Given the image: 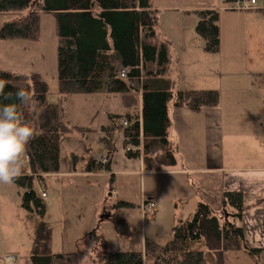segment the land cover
I'll use <instances>...</instances> for the list:
<instances>
[{
    "label": "crops",
    "instance_id": "obj_1",
    "mask_svg": "<svg viewBox=\"0 0 264 264\" xmlns=\"http://www.w3.org/2000/svg\"><path fill=\"white\" fill-rule=\"evenodd\" d=\"M257 4L263 6L264 0H257ZM230 6L216 2L213 10H217L219 16L220 49L213 57L205 58L202 55L204 62L195 71V76L189 77L188 72L184 75L182 72L185 70H182L184 69L182 66L185 58L191 54L189 49L192 46L196 48V52L202 50L196 39L191 43L190 39L179 38L176 44L180 47V57L172 62L167 52L168 60L162 76L156 75L158 68L155 63L145 67L146 72L151 66L149 75L154 77V81H160L156 83L155 91L169 88L171 91L215 90L227 94L226 104L223 107L218 105L214 109H208L202 116L200 115L202 113L191 115L183 107L175 108L171 103L168 104L167 115L170 127L167 140L174 151L176 161L174 167L146 171L140 147L131 149L132 153L139 151L140 156L132 158L125 155L126 161H123V167L120 169L113 170L111 166L113 155H111L108 158L110 172L86 170L90 163L97 164L96 159L99 156L108 157L106 151L100 148L95 157L93 156V149L100 138V133L97 131L107 124L110 115L124 116L127 114V109L122 108L119 95L104 92L74 95V107L80 114L81 120L69 126L89 131L63 135L59 171L35 180L43 183L53 181L58 186L67 214L72 215V210L78 208L82 211V215L91 216L88 236L97 237L96 232L102 229L104 219H119L126 225L122 239H127L131 235L132 227L128 218L131 211H139L140 204L137 203L142 201H154L157 204L154 213L148 218L161 222L162 209L165 208L170 216L168 221L175 227L183 224L184 221L189 222L199 204H206L218 211L223 207V192H240L245 210L240 220H236L234 224L242 230L246 248L256 252L252 254L240 250L217 254V263L241 264L240 260L245 259L247 264H254L255 260H260L264 255V13L233 11ZM193 27L195 30L194 25ZM25 44L14 40H1L0 55L8 59L16 47L26 51ZM112 58L115 60V55L112 54ZM169 64L174 65V70L178 73L176 76L169 73ZM5 69L9 68L5 67ZM5 69L0 68L1 71L27 78L32 76L42 78L37 70L21 74ZM140 97L139 91L137 96L139 106L136 112L138 117L141 109ZM84 102L87 104L86 109L81 107ZM60 108L63 116V109L61 106ZM84 140L87 144H83ZM80 147H83V153H78ZM72 157H75L74 161ZM118 177L123 178V181L117 180ZM116 180L124 189L135 188V195L119 196L112 187V182L115 184ZM77 183L82 186H78ZM137 189L138 194H136ZM81 192L83 193L79 197L81 202L79 206L74 200ZM106 192H109V197L117 199L111 206H106L102 200ZM42 193L45 194L44 199H47V189H41L40 198ZM22 194L23 192L16 191L15 195L19 196V203L17 200L5 201L9 204V215L13 218L21 214V209L24 210L21 206ZM1 203L4 202H0V216L3 209ZM117 203L131 204L133 208L117 209ZM123 210L130 212L122 215ZM25 212L27 218H30L31 214ZM138 213L142 214L141 211ZM120 214L121 218L118 217ZM141 222H139L138 252L142 253L145 240L148 239L143 238L146 236V229ZM51 244L52 237L50 248ZM68 250H77V246ZM12 253L14 252L8 251L4 253L8 255L1 254L7 256L2 259L3 264H20L18 257ZM56 255L65 256L66 253ZM7 258H13L12 262H7Z\"/></svg>",
    "mask_w": 264,
    "mask_h": 264
},
{
    "label": "trees",
    "instance_id": "obj_2",
    "mask_svg": "<svg viewBox=\"0 0 264 264\" xmlns=\"http://www.w3.org/2000/svg\"><path fill=\"white\" fill-rule=\"evenodd\" d=\"M222 2L232 5L235 0ZM186 13L197 18L195 33L203 40V50L217 54L220 49L218 11L200 9ZM0 15L12 17L0 28L2 41H37L39 17H55L59 39L56 55L59 94L104 92L121 97L127 114L110 115L107 124L97 131L107 159L114 151V133L119 131L128 157H139V151L132 153L131 149L141 147L146 171L172 168L176 161L167 140L168 104L192 113L219 105V93L215 90L171 91L168 88L155 91V86L152 91L143 83L142 75L148 64L155 63L156 75L162 76L168 60L164 48L142 41V36L147 40L155 35L156 17L150 0H0ZM122 69L127 70L125 79L119 77ZM0 79L8 82L6 93L14 94L21 89L35 93V109L28 105L23 108L26 122L36 129L35 138L28 145L30 161L23 175L13 184L23 190L22 208L43 219L46 206L34 191V180L59 171L62 135L89 130L67 125L60 106L46 104L48 87L40 77L27 78L0 70ZM138 89L141 92L139 117L135 93ZM121 121L127 122V126ZM86 170L110 172V164L90 163ZM222 205L232 211L229 214L231 221L218 217L210 206L199 204L189 222L171 229V238L165 245L145 240L142 253L104 251L101 264H206L204 252L197 248L201 241L207 250L218 255L240 250L255 254L256 250L246 248L243 232L234 224L245 210L242 193L223 192ZM116 208H133V205L117 203ZM115 221L125 233L126 225L119 219ZM50 240V227L40 221L31 249L33 264H65V256L50 253Z\"/></svg>",
    "mask_w": 264,
    "mask_h": 264
},
{
    "label": "rangeland",
    "instance_id": "obj_3",
    "mask_svg": "<svg viewBox=\"0 0 264 264\" xmlns=\"http://www.w3.org/2000/svg\"><path fill=\"white\" fill-rule=\"evenodd\" d=\"M217 1L225 6L222 0H150L151 8L156 17V25L154 27L155 35L153 38L147 40L142 36V41L157 48H164L166 52H169V60L173 62L174 59L180 57V47L176 44L179 38L183 37L184 39H190L191 43L193 42V39H196L200 43L202 50H197L196 52V48L192 46L189 49L191 54L185 58L182 66L184 68L182 70H185L182 72L184 75L188 72L189 77L195 76V71H197L204 62L202 55L206 58L213 57L218 53L213 55L208 54L203 50V40L195 33L193 27L197 22V18L194 14H188L185 12L186 10L191 12L196 9H213ZM261 7L263 6H258L257 4V8ZM10 19H12L11 16L0 15V26L3 22ZM14 41L26 43L27 50L23 51L16 47L13 49L12 54L8 59H4L0 55V68L5 69V67H7L9 69L5 70L20 72L21 74L37 70L42 77L41 80L44 81L48 87L46 104L60 105L63 109V120L68 125H72L75 121L81 120L80 114L77 113L76 107H74L73 101L75 98L73 97L75 96L61 95L58 92V83L56 79V55L57 47L59 46V39L56 35L55 17L53 15H41L39 17V37L37 41ZM150 67L151 66H149L146 72H143L142 81L144 84L149 85L151 90L154 91L152 88H155L156 82L154 81V77L149 75L151 72ZM169 73L175 76L178 74L177 71L174 70L173 64H169ZM139 91L140 89L135 92L137 93L136 96H138ZM218 93L220 97L219 105L223 107L226 104L225 100L227 94ZM119 98L121 99V97ZM120 101L122 108H124L122 99ZM86 105L87 104L84 102L81 104V107L86 109ZM207 110L208 109H203L198 113H190L191 115L202 113L200 114L202 116ZM85 143L86 141L84 140L83 144ZM113 144L115 150L112 153L111 166L113 170H116L122 168L123 161H126L124 160L126 159V153L123 151L121 132L117 131L114 133ZM83 147L79 148L78 153H83ZM98 148L103 149V145L100 143L95 144L93 156L98 153ZM90 156L92 157V155ZM125 165L126 164H124V167ZM117 180L123 181V178L118 177ZM117 180L115 181V184L112 182V187L116 189L119 196L130 197V195H135V188L124 189L122 185L120 186ZM77 185L82 186L79 183H77ZM147 185L148 183L146 182V186ZM33 187L38 196H40L41 189H47L48 197L47 199H42L46 206V215L43 219H40L36 213H32L30 218H27V213L22 209L20 210V215H15L16 217L14 218L11 217L8 209L9 204L5 203V201L17 200V203H19V196H16L15 194L16 191L22 193L23 190H19L13 184H0V202H4L1 203L3 209L0 216V264H3L2 259L7 257L4 255H8L4 253L8 251L14 252L12 254H15L18 257L20 264H33L31 259V248L40 221L47 223L52 230V246L50 248V253L54 255L66 253V264H101V257L104 251L121 253L138 252L140 250L139 222L141 221L143 228L146 229V236H143L144 239H151L155 241L156 244L163 246L171 238V229L173 225L168 221L170 216L165 208L162 209L161 222H159V220L154 221V219L148 218L149 216L147 215L141 217L142 214L140 215L138 213L140 209L139 211H131L132 213L128 218L129 222L132 224L131 235H129L127 239H122L125 234L121 228L117 226L116 219H104L102 221V229L96 232L97 237H91V235L88 236L87 234H90L88 229H90L92 221L91 216L89 214L82 215V211L78 208L72 210V215L67 214L64 208V200L60 197L58 186L55 185L53 181H45L43 183L34 180ZM82 193L83 192L75 196L74 200L79 206L81 204L79 197ZM138 193L139 190L137 189L136 194ZM108 194L109 192H106L102 197V200L106 206H111L117 201V199L109 197ZM96 197H98V194ZM142 203L143 201L137 204H140L141 206ZM215 210L214 212L218 217L222 216L224 221L228 219L231 221L229 214L232 213V211L230 209L222 207V209H219L218 211ZM160 211L161 209H159V212ZM129 212L130 210H123V214H121L124 215ZM121 214L118 215V217L120 216L119 218H121ZM183 224H185V221ZM155 234L157 235L154 237ZM75 245L77 246V250H68V248ZM197 248L204 252L206 264H218L217 254L207 250L203 245V241L200 242ZM246 261L247 260L245 259H241L240 263L247 264ZM256 261L257 260L253 263L264 264V255L260 260Z\"/></svg>",
    "mask_w": 264,
    "mask_h": 264
},
{
    "label": "clouds",
    "instance_id": "obj_4",
    "mask_svg": "<svg viewBox=\"0 0 264 264\" xmlns=\"http://www.w3.org/2000/svg\"><path fill=\"white\" fill-rule=\"evenodd\" d=\"M7 84L0 79V184H13L23 175L30 161L28 145L36 133L23 112L25 105L35 109V93L23 89L6 93Z\"/></svg>",
    "mask_w": 264,
    "mask_h": 264
},
{
    "label": "built area",
    "instance_id": "obj_5",
    "mask_svg": "<svg viewBox=\"0 0 264 264\" xmlns=\"http://www.w3.org/2000/svg\"><path fill=\"white\" fill-rule=\"evenodd\" d=\"M232 10L235 11H242V12H249L254 10H259L264 13V5L261 8H257V0H235V2L230 7ZM127 75V70L122 69L119 72V77L121 79H125ZM122 125L127 126V122L122 121ZM97 163L100 165H106L108 163V159L102 156H99L96 159ZM42 198H45V194H41ZM157 204L154 201H146L141 204L139 207L140 211L143 215L151 216L155 209ZM13 258H7V262H12Z\"/></svg>",
    "mask_w": 264,
    "mask_h": 264
},
{
    "label": "water",
    "instance_id": "obj_6",
    "mask_svg": "<svg viewBox=\"0 0 264 264\" xmlns=\"http://www.w3.org/2000/svg\"><path fill=\"white\" fill-rule=\"evenodd\" d=\"M226 221V220H225Z\"/></svg>",
    "mask_w": 264,
    "mask_h": 264
}]
</instances>
